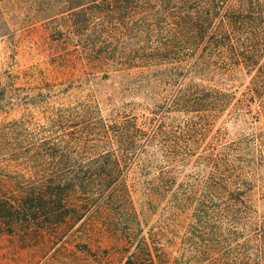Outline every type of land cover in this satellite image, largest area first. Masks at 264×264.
I'll list each match as a JSON object with an SVG mask.
<instances>
[{"label": "trees", "instance_id": "obj_1", "mask_svg": "<svg viewBox=\"0 0 264 264\" xmlns=\"http://www.w3.org/2000/svg\"><path fill=\"white\" fill-rule=\"evenodd\" d=\"M49 18L84 67L153 103L103 114L84 97L37 127L1 125L0 238L30 252L103 247L121 264H264V0H63ZM238 74L239 94L213 83ZM222 115L249 131L211 134ZM158 210L171 222L147 227Z\"/></svg>", "mask_w": 264, "mask_h": 264}, {"label": "rangeland", "instance_id": "obj_2", "mask_svg": "<svg viewBox=\"0 0 264 264\" xmlns=\"http://www.w3.org/2000/svg\"><path fill=\"white\" fill-rule=\"evenodd\" d=\"M63 0H4L1 9L11 29V34L0 38V126L13 119L29 118L33 127L45 123L47 109L52 105L68 103L75 99H97L106 114L109 104L122 107L126 114H148L152 99L141 90L130 91L117 74L90 70L78 59L71 44H62L55 37L58 22L49 18ZM246 75L225 76L215 80L219 87L236 90L239 94L248 83ZM133 89V88H132ZM131 89V90H132ZM170 120H182V115L171 112ZM220 128L224 140H231L248 127L239 120L222 115L216 119L211 134ZM186 172L189 169L185 170ZM264 182V170L260 172ZM139 179L137 172L130 173V181ZM140 193L134 200L140 199ZM163 203L160 207H162ZM159 207V209H160ZM260 210H263L260 207ZM169 214L158 210L149 218L147 227L162 220L171 222ZM172 233L180 236L183 229L172 224ZM58 245L35 248L32 252L22 248L12 238H0V264H121L125 253L105 258V248L97 252L79 253L74 246L58 249Z\"/></svg>", "mask_w": 264, "mask_h": 264}]
</instances>
